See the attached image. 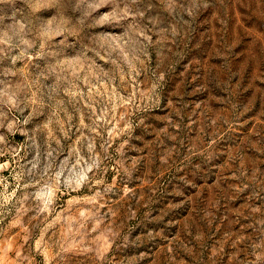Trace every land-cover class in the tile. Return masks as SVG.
<instances>
[{"label":"clouds","instance_id":"9594fccd","mask_svg":"<svg viewBox=\"0 0 264 264\" xmlns=\"http://www.w3.org/2000/svg\"><path fill=\"white\" fill-rule=\"evenodd\" d=\"M0 264H264V0H0Z\"/></svg>","mask_w":264,"mask_h":264},{"label":"rangeland","instance_id":"374dc122","mask_svg":"<svg viewBox=\"0 0 264 264\" xmlns=\"http://www.w3.org/2000/svg\"><path fill=\"white\" fill-rule=\"evenodd\" d=\"M198 63V61L196 60V59H193V61H192V66L191 67H189V71H194V70H196L195 69V65ZM175 87L176 88H180L181 87V83L178 81L177 82V84L175 85Z\"/></svg>","mask_w":264,"mask_h":264}]
</instances>
